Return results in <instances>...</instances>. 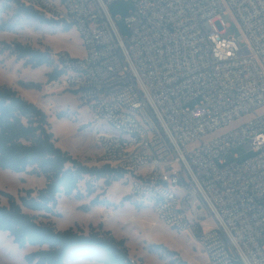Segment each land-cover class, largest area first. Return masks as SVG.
Wrapping results in <instances>:
<instances>
[{
    "label": "built area",
    "instance_id": "built-area-1",
    "mask_svg": "<svg viewBox=\"0 0 264 264\" xmlns=\"http://www.w3.org/2000/svg\"><path fill=\"white\" fill-rule=\"evenodd\" d=\"M19 1L80 34L84 55L53 56L61 74L44 89L86 108L95 165L123 172L207 264H264V0H128L126 36L108 8L117 0ZM239 146L251 155L228 159Z\"/></svg>",
    "mask_w": 264,
    "mask_h": 264
},
{
    "label": "rangeland",
    "instance_id": "rangeland-1",
    "mask_svg": "<svg viewBox=\"0 0 264 264\" xmlns=\"http://www.w3.org/2000/svg\"><path fill=\"white\" fill-rule=\"evenodd\" d=\"M132 3L128 0H117L109 5V11L114 16L117 28L121 35L128 34L125 20ZM223 21L228 25L229 34L240 35L239 24L230 10L221 14ZM9 21L14 24L13 31H0V40L11 42L13 40L29 44L35 48H49L52 56L60 51L68 52L73 57L84 55V46L80 34L73 26L63 30V26L56 23H41L24 15H18L15 4L0 0V22ZM54 67L41 65L35 68L24 65L23 60H16L6 52L0 54V84L18 89L17 91L29 101L40 106L48 115V121L54 134L56 144L67 150L73 156L87 165H95L99 159V150L95 145L96 124L84 106L78 103L75 94L71 91L47 93L44 84L47 82L46 74ZM20 81L42 83L41 89L23 87ZM37 101V103H36ZM63 112L62 117L57 113ZM249 116H242L231 122L225 128L216 130L214 135L232 128L247 120ZM234 154L239 159L251 155L243 146L234 148L226 157L232 158ZM90 181L95 187V193L80 200L73 196L60 195L57 200L56 212L60 215L45 216L37 212V220L50 221L57 229L73 227L88 231L89 226L109 229L118 239H124L128 253L139 264H168L169 257L159 256L148 251L150 244H162L167 249L177 252L179 258L186 264H207L206 257L198 243L187 233L179 232L166 226L162 222H155L153 208L150 203H141L140 200L129 194L125 179L104 185L103 179L95 180L85 177L79 183L84 192L85 181ZM45 179L27 172H13L0 169V190L9 192L15 197L23 194L22 190H34L43 187ZM99 193L100 198L108 200L109 205L91 207L88 211L80 208L82 204H89L90 199ZM127 196L129 199L123 200ZM7 200L0 195V204ZM210 221L207 222V225ZM264 243V236L261 238ZM34 247L19 248L13 243L7 232L0 231V264H28L24 254L34 250ZM71 264H100L94 261H74Z\"/></svg>",
    "mask_w": 264,
    "mask_h": 264
},
{
    "label": "trees",
    "instance_id": "trees-1",
    "mask_svg": "<svg viewBox=\"0 0 264 264\" xmlns=\"http://www.w3.org/2000/svg\"><path fill=\"white\" fill-rule=\"evenodd\" d=\"M5 1L15 4L18 15L41 23H55L19 0ZM14 27L9 21L0 22V31H13ZM71 27L65 25L63 30ZM5 52L32 68L54 63L49 48H35L16 40H0V54ZM60 74L61 71L54 66L46 74L47 81ZM19 83L27 88L42 87V83L32 81ZM57 116L62 117L63 112H58ZM0 169L27 172L45 179L43 187L23 189V194L18 197L0 190V195L7 200L6 204H0V231L7 232L19 248H35L24 254L28 264H71L81 259L101 264H132L125 240L116 238L101 224L98 227L90 225L88 231H84L73 227L57 229L50 221L37 220L35 212L45 216L60 215L55 211L60 195L78 200L93 195L95 187L89 180L85 181L84 192L79 188L85 177L103 179L104 185L109 186L122 179L124 174L107 164L87 165L62 149L56 144L47 113L13 87L3 84H0ZM127 199V196L123 197V200ZM98 205H109L99 193L80 208L88 211ZM148 251L169 257L168 264H186L177 252L162 244H150Z\"/></svg>",
    "mask_w": 264,
    "mask_h": 264
},
{
    "label": "crops",
    "instance_id": "crops-1",
    "mask_svg": "<svg viewBox=\"0 0 264 264\" xmlns=\"http://www.w3.org/2000/svg\"><path fill=\"white\" fill-rule=\"evenodd\" d=\"M18 90V89H17ZM19 91V90H18ZM36 103H37V101H36ZM38 104V103H37ZM78 261H82V259L81 260H78ZM97 263V262H96ZM101 264V263H100Z\"/></svg>",
    "mask_w": 264,
    "mask_h": 264
}]
</instances>
